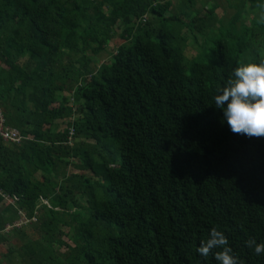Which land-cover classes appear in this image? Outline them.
<instances>
[{"label": "trees", "instance_id": "obj_1", "mask_svg": "<svg viewBox=\"0 0 264 264\" xmlns=\"http://www.w3.org/2000/svg\"><path fill=\"white\" fill-rule=\"evenodd\" d=\"M170 8L0 0V113L21 137L0 139V188L27 216L38 197L47 201L34 216L39 234L22 244L25 264H59L58 223L71 233L65 264H219L220 249L197 251L212 228L239 262L264 264L246 245L264 243V138L233 133L214 99L234 68L264 59V23H250L262 38L255 45L249 27H235L238 13L201 29L211 8L193 16ZM182 26L201 37L190 58ZM115 36L108 62L94 65L87 52ZM64 160L76 171L57 179ZM15 217L2 204L0 242Z\"/></svg>", "mask_w": 264, "mask_h": 264}, {"label": "rangeland", "instance_id": "obj_2", "mask_svg": "<svg viewBox=\"0 0 264 264\" xmlns=\"http://www.w3.org/2000/svg\"><path fill=\"white\" fill-rule=\"evenodd\" d=\"M171 8L173 12L183 11L187 12L189 15L193 16L196 14H201L203 11H207L211 8L212 19L205 20L203 26L199 28H204L209 26L211 28H216L218 25V20L223 23H227L231 20L236 13L238 16L235 21V27L238 29L244 24L250 28V32L253 33L251 37V42L253 44H260L262 38L259 33H255V28L250 25L252 19L259 17V9L256 7L258 3H264V0H170ZM102 12H106V9L99 7ZM185 17V16H184ZM184 20V19H183ZM187 21V18H185ZM118 32H120L118 30ZM181 32L186 38V48L185 54L187 58L193 57L195 55V48L198 46V42L201 41L199 34L194 35L187 27H181ZM120 42V39L115 36L112 40L106 41L105 46L101 52L92 55L87 52L90 59L93 61L94 65H99L102 62H108L110 59V53L114 52V45ZM67 56L71 59H75L79 56L78 52L69 51ZM59 95V93H57ZM61 95V94H60ZM63 123H56L55 128H63ZM73 140V138H72ZM86 142L92 144L91 139H87ZM55 171V178L59 179L62 176L76 171L73 168V161H63V163H58ZM2 208V203H0V209ZM37 223L34 221L30 224L18 228H11L7 231H1L4 240L0 242V264H25V259L20 255V250H23L22 244L32 240L39 234V230L36 228ZM71 233L68 231V227L62 223H58L56 229L52 232V237L55 240L60 241V245L53 244L51 258L53 261L59 264L63 263L64 255L69 253L68 247L71 246L70 243ZM48 264V263H47Z\"/></svg>", "mask_w": 264, "mask_h": 264}, {"label": "clouds", "instance_id": "obj_3", "mask_svg": "<svg viewBox=\"0 0 264 264\" xmlns=\"http://www.w3.org/2000/svg\"><path fill=\"white\" fill-rule=\"evenodd\" d=\"M256 7L260 10L259 22L264 23V3ZM214 99L215 107L223 109V117L233 133L264 138V59L234 68ZM246 245L254 249L256 255L264 254V243H257L255 238L248 239ZM214 249H220L214 253L219 264H242L233 254L227 236L217 228H212L209 238L197 251L208 257Z\"/></svg>", "mask_w": 264, "mask_h": 264}, {"label": "built area", "instance_id": "obj_4", "mask_svg": "<svg viewBox=\"0 0 264 264\" xmlns=\"http://www.w3.org/2000/svg\"><path fill=\"white\" fill-rule=\"evenodd\" d=\"M68 99H69L68 105H71V109L72 111H74L75 107L72 104V96L69 95ZM72 135H73V130L70 126L68 127V132H67V138H66L67 144H70L72 142ZM0 139L6 142H10V143H18L19 140L21 139L20 135L15 129L4 125L1 113H0ZM0 199L2 200V202H4L5 204H8L11 208H13L16 213L15 219L10 223L5 224L3 231H7L11 228H18V227L34 222L36 208L40 204L47 205L44 199L38 197L35 201V204H34L35 209L33 210L32 215L27 216L26 213L17 206V203H18L17 196L6 193L0 189Z\"/></svg>", "mask_w": 264, "mask_h": 264}, {"label": "crops", "instance_id": "obj_5", "mask_svg": "<svg viewBox=\"0 0 264 264\" xmlns=\"http://www.w3.org/2000/svg\"><path fill=\"white\" fill-rule=\"evenodd\" d=\"M61 95H62V94H61ZM61 95H60V93H59L58 97L61 96ZM58 97H57V98H58ZM0 189H1V188H0ZM1 190H2V189H1ZM2 191H3V190H2ZM4 192H5V191H4ZM13 195H14V194H13ZM0 203L4 204V202H2L1 199H0ZM5 224H7V223H5Z\"/></svg>", "mask_w": 264, "mask_h": 264}, {"label": "water", "instance_id": "obj_6", "mask_svg": "<svg viewBox=\"0 0 264 264\" xmlns=\"http://www.w3.org/2000/svg\"><path fill=\"white\" fill-rule=\"evenodd\" d=\"M45 202L47 203V201L45 200Z\"/></svg>", "mask_w": 264, "mask_h": 264}]
</instances>
